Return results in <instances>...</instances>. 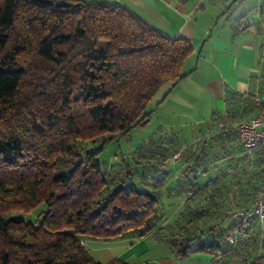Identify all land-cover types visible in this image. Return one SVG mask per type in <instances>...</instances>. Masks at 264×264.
Returning a JSON list of instances; mask_svg holds the SVG:
<instances>
[{"label":"trees","instance_id":"trees-1","mask_svg":"<svg viewBox=\"0 0 264 264\" xmlns=\"http://www.w3.org/2000/svg\"><path fill=\"white\" fill-rule=\"evenodd\" d=\"M66 1L0 0V264H100L86 241L149 235L178 260L256 264L250 232L226 240L232 214L264 191V146L247 154L236 134L245 111L227 99L192 142L157 136L106 155L188 76L193 45L119 3ZM41 206L34 222L16 216Z\"/></svg>","mask_w":264,"mask_h":264},{"label":"crops","instance_id":"crops-1","mask_svg":"<svg viewBox=\"0 0 264 264\" xmlns=\"http://www.w3.org/2000/svg\"><path fill=\"white\" fill-rule=\"evenodd\" d=\"M78 1L119 3L162 34L170 38L189 39L193 45L192 57L201 58L211 68L215 78L212 83L216 94L207 95L209 112L214 99L217 100V106L218 103L222 104L223 111H213L211 117L215 113L224 112L227 99H230L236 113L245 111L243 120L262 112L264 0H153L161 6L160 10H156L158 14H146L145 0ZM206 1L223 4L218 8L220 14H210L209 19L204 20ZM252 103L256 105L248 107ZM249 236L251 250L258 258L256 264H264V222L253 220ZM128 241L134 242L129 239L118 241L119 243L94 241V244L89 245L93 260L108 264L117 259L121 252L127 251L125 243ZM132 245L133 243L130 246Z\"/></svg>","mask_w":264,"mask_h":264},{"label":"rangeland","instance_id":"rangeland-1","mask_svg":"<svg viewBox=\"0 0 264 264\" xmlns=\"http://www.w3.org/2000/svg\"><path fill=\"white\" fill-rule=\"evenodd\" d=\"M145 3L147 4L146 14H158L156 10H160V5L158 6L153 0H145ZM219 5L223 6L220 2L211 3L206 1L203 10L204 18H206L204 20H208L210 14H220L218 11ZM102 46H104V42H100L97 49L102 48ZM192 54L182 68V73H188V76L170 91L168 86L159 89L145 108L146 113L149 115L148 121L134 128L127 138H122L118 143L108 146L105 150L106 155L114 149L129 154L157 136L179 135L180 138H183V141L192 142L195 133L203 129L210 120L211 112L223 111L222 104L218 103L219 106H217V100L214 99L211 112H209L207 95L209 93L213 96L216 94L215 86L212 83L215 78L211 68L201 58L192 57ZM243 119L238 118L235 126L239 123V120L240 123L244 122ZM193 146L194 144H186L183 150L176 154L175 158L189 156ZM174 207H176L174 204H164L165 212H169ZM42 209L41 206L29 214H17L16 216L25 221L34 222ZM93 242L86 241L85 246L92 259L93 252L89 245L94 244ZM117 243L119 242L117 241ZM132 243L133 245L130 246ZM125 245L127 251L121 252L117 259L128 264H212L211 256L204 254H194L185 260H178L173 256L167 244L157 241L151 235L134 240V242L128 241Z\"/></svg>","mask_w":264,"mask_h":264},{"label":"built area","instance_id":"built-area-1","mask_svg":"<svg viewBox=\"0 0 264 264\" xmlns=\"http://www.w3.org/2000/svg\"><path fill=\"white\" fill-rule=\"evenodd\" d=\"M236 134L247 154H251L259 146H264V111L239 123L236 126ZM232 219L235 221V225L233 231L226 237L229 243H234L236 237H239L240 240L245 239L248 232L251 231L253 219L264 222V191L254 202L251 211L237 210L232 214Z\"/></svg>","mask_w":264,"mask_h":264},{"label":"water","instance_id":"water-1","mask_svg":"<svg viewBox=\"0 0 264 264\" xmlns=\"http://www.w3.org/2000/svg\"><path fill=\"white\" fill-rule=\"evenodd\" d=\"M33 1L43 5L54 6L55 8H68L71 5L66 0H33ZM146 121L148 120L145 119L143 122L140 123V125H143Z\"/></svg>","mask_w":264,"mask_h":264}]
</instances>
